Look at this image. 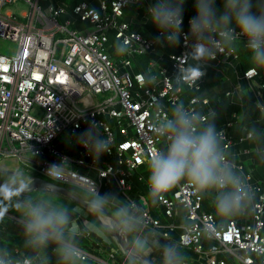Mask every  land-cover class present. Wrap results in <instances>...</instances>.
<instances>
[{
  "label": "built area",
  "instance_id": "2783aa9c",
  "mask_svg": "<svg viewBox=\"0 0 264 264\" xmlns=\"http://www.w3.org/2000/svg\"><path fill=\"white\" fill-rule=\"evenodd\" d=\"M17 1L0 0V37L17 43L14 54L0 52V159L16 157L34 166L41 176L80 192L92 182L100 191L103 183L113 179L123 191L130 190L129 175L165 143L154 132L156 102L162 101L166 111L177 101L197 110L199 102H207L195 95L184 100L185 89H199L203 79L179 90L171 79L178 67L190 65L187 48L191 40L185 41L181 36L178 48L168 54L170 67L157 65L153 59L149 61L152 67H157L152 76L158 79L149 84L143 71L132 70V59L155 53L161 45L123 19L128 7L139 5L135 0H97V4L93 0L76 3L49 0L47 5L43 0H21L30 8L21 16L3 11L5 5ZM69 12L70 17L63 16ZM143 14L148 17L147 9ZM191 18L184 15V33L189 32ZM110 30L114 32V43L110 42ZM124 40L128 41L129 51L115 58L111 49ZM229 56L238 58L239 53L235 48L218 46L211 59ZM244 76L257 85L264 109V84L258 69L249 67ZM93 123H99L105 138H110V151L106 155L114 157V162L94 161L79 145L76 153L60 147L59 139L64 133L75 134ZM219 131L227 150L233 139L226 129ZM65 157L68 162H64L63 179L47 176L48 167ZM86 169L96 170L97 177ZM245 177L258 193L250 218L245 223L233 219L218 236L210 239L214 241L210 246L205 245L206 238L199 229L203 223H215L216 219L202 208L203 200L191 195V189L181 184L160 202L162 214L168 218L177 204L191 209L196 230L191 238L185 239L184 248L202 256L208 264H228L225 258L218 257L222 253L238 258L242 264H255L257 254L253 249L264 245V188L252 184L249 174ZM141 208L147 227L162 226L161 218ZM171 228L167 225L163 235L168 236ZM82 250L84 264H109ZM261 260L264 258H260L259 264Z\"/></svg>",
  "mask_w": 264,
  "mask_h": 264
},
{
  "label": "clouds",
  "instance_id": "9594fccd",
  "mask_svg": "<svg viewBox=\"0 0 264 264\" xmlns=\"http://www.w3.org/2000/svg\"><path fill=\"white\" fill-rule=\"evenodd\" d=\"M183 4L184 0H152L147 7L148 18L159 31L155 37L157 45L175 48L182 35L185 41L191 40L187 51L195 63L177 68L171 77L176 90L196 85L204 78L202 62L213 58L218 46L235 48L242 43L251 63L264 68V0H222L220 6L217 0H195L196 14L189 20L188 33L183 32ZM115 51L117 55L127 54L128 41H118ZM154 79L149 74L145 82L150 84ZM155 111L154 132L165 143L147 161V199L152 206L184 184L191 189V195L198 200L208 199L214 208L216 222H205L199 229L206 239L218 236L234 218L250 214L254 190L222 146L223 133L217 129L214 114H204L181 101L173 102L166 111L158 100ZM248 136L264 154V128L253 127ZM76 143L98 161L109 153L111 140L105 138L99 123H93L77 137ZM65 161L68 162L66 157L51 164L46 175L63 179ZM75 174L79 176L80 172ZM49 192V188H37L34 181L26 183L19 174L0 182V198L11 200L14 205L25 250L17 254L7 245H0V264H53V258L55 264H82L85 253L77 233H102L105 238L110 235L119 239L125 264H188L183 247L185 239L196 230L190 208L181 209V239L161 242L154 233L146 231L145 213L136 201L113 191L102 194L95 182L84 186L83 196L88 214L94 219L78 229L74 226V210ZM3 215L0 211V219ZM253 250L258 259L264 258V245ZM154 252L158 253L155 258Z\"/></svg>",
  "mask_w": 264,
  "mask_h": 264
},
{
  "label": "crops",
  "instance_id": "0c3cea01",
  "mask_svg": "<svg viewBox=\"0 0 264 264\" xmlns=\"http://www.w3.org/2000/svg\"><path fill=\"white\" fill-rule=\"evenodd\" d=\"M48 1L49 0H43L45 5L48 4ZM53 1L68 3L65 0ZM21 2L25 3L23 1ZM93 3L97 4V0H93ZM151 3L152 0H141L139 5L128 7L125 10L123 19L128 21L132 28L141 31L145 36L153 39L158 36V29L151 23L150 19L145 14H143L145 9H147L148 5ZM27 10L28 8H25L20 9L17 12H12H15L21 16L22 13ZM63 16L70 17L71 13L69 12ZM78 26L81 27L82 24H78ZM109 37L110 42L114 43L115 38L113 30L109 31ZM176 47L178 48V45ZM173 48L161 46L156 49L155 53L135 56V58L132 59V70L143 71L146 76L149 74L154 75V72L156 73L157 71V67L154 68L150 65L149 61L151 59L155 60L157 65L170 67L168 54L173 50ZM111 52L115 58L118 57L114 47H112ZM194 63L195 61L192 59V57H190L189 64L192 65ZM202 63L205 67V76L200 88H186L184 91V100H187L188 97L193 95L198 96L201 99H207L206 103L199 102L197 104L198 110L204 114L209 112L214 114L218 131L221 129H226L227 133L233 139L232 145L226 151L230 153L231 158L234 160L240 172L244 176L246 173L249 174L252 184L264 188V154H261L257 150V145L253 143L248 136L249 130H251L253 127L264 128V109L261 107V99L259 97L260 95L258 93V87L253 80H250L244 76L245 69L242 66L240 56L238 58L229 56L219 57V59H206ZM157 81L158 79H154V81L150 84H153ZM164 102L166 105H168L166 101ZM88 127L89 126L82 127L75 134L69 132L64 133L59 139L60 147H62L66 152L76 153L78 149L76 139ZM1 160L2 158L0 159L1 168L13 171L7 174H0V177L3 179H6L10 175L16 174V171L23 172L27 175L41 176L34 166L30 167L18 158H16L17 164L14 168H6L5 166H2ZM105 160L114 162V157H109L108 155L104 154L98 161L101 163ZM86 172L93 177H97V172L94 169H86ZM148 175L149 171L146 161L129 175L128 181L132 186L130 190L123 191L118 182L113 179L108 183H103L100 192L103 194L108 191H113L119 193L122 198L136 201V203H138L141 207L148 209L154 217L161 218L162 226L156 228L147 227L146 231L154 233L161 242H165L168 239L179 241L180 234L182 233L180 228L182 217L181 209L185 207L182 204H177L172 217L168 218L163 216L160 203L156 206H152L150 201L147 199ZM24 179L26 183H29L30 179L26 177ZM82 193H84L83 190ZM254 193L256 200L258 193ZM48 194L54 197H62L59 199V201L66 204L70 210H74L73 221L74 226L77 229L82 227L85 221L92 220L89 218L90 215L88 214V209L79 202L62 195H57L55 193L49 192ZM68 202H71L72 204H69ZM202 208L213 213L215 216L214 208L208 199H203ZM0 211L4 212L3 218L0 219V245H7L17 254H22L25 251L22 246L23 237L17 224V215L12 201L4 199L2 204L0 203ZM250 214L234 219H236L239 223H245L250 218ZM167 225L172 226V228L168 230L169 235L164 236L163 231L166 229ZM77 238L79 240V246L82 249L87 250L95 260L108 262L109 264H125L126 257L123 253V250L112 236L109 235L107 238H105V235L102 233H91L84 235L77 233ZM204 243L205 245L210 246L212 243H214V241L205 239ZM183 252L187 257L188 264H208L206 259H204L202 256H199L190 249L183 247ZM157 256L158 253L154 252L153 257L155 258ZM218 257L225 258L228 264H242L238 258L232 255L228 256L225 255V253H222L219 254ZM259 262L260 259L255 257V264H259ZM53 264H55V258H53ZM82 264L84 263L82 262Z\"/></svg>",
  "mask_w": 264,
  "mask_h": 264
},
{
  "label": "water",
  "instance_id": "95a60500",
  "mask_svg": "<svg viewBox=\"0 0 264 264\" xmlns=\"http://www.w3.org/2000/svg\"><path fill=\"white\" fill-rule=\"evenodd\" d=\"M9 172H13V171H9L6 169H3L0 167V174L2 173H9ZM16 174H19L21 177L23 178H28L30 179L29 183L31 182H35V186L37 188H49L51 193H55L57 195H62L68 198H71L77 202H79L80 204H82L84 207L87 208L86 202L83 199L84 193L77 191L69 186L57 183L53 180L47 179L43 176H39V175H27L23 172H17ZM5 179L0 177V182H3ZM88 209V208H87ZM115 240L118 242L119 246L121 247V249L123 250V244L119 239Z\"/></svg>",
  "mask_w": 264,
  "mask_h": 264
},
{
  "label": "rangeland",
  "instance_id": "374dc122",
  "mask_svg": "<svg viewBox=\"0 0 264 264\" xmlns=\"http://www.w3.org/2000/svg\"><path fill=\"white\" fill-rule=\"evenodd\" d=\"M25 8H28L30 9L25 3H22L21 1H18L17 3H12V4H7L3 7V11L4 12H7V11H19L20 9H25ZM16 49H17V43L12 41V40H9V39H5V38H2L0 37V52L1 53H5V54H14L16 52ZM66 137V136H64ZM16 164H17V160L16 158L14 157H10V158H4L2 157V160H1V165L2 166H5L6 168H14L16 167ZM82 192V191H81ZM84 192V190H83ZM56 198L60 199L62 197H57L55 196ZM4 201L3 198H0V203L2 204V201ZM69 204H72L71 202H68ZM90 219H94L92 216H89ZM98 223V221H97Z\"/></svg>",
  "mask_w": 264,
  "mask_h": 264
},
{
  "label": "trees",
  "instance_id": "16d2710c",
  "mask_svg": "<svg viewBox=\"0 0 264 264\" xmlns=\"http://www.w3.org/2000/svg\"><path fill=\"white\" fill-rule=\"evenodd\" d=\"M65 1L68 3H76L80 0H65ZM217 5L218 6L222 5V0H217ZM183 10H184L183 15H185L186 17H193L196 14L195 13V0H184ZM235 49L239 53L243 68L247 69L249 67H255L256 69H258L260 80L264 84V68H258L251 63L249 53L244 48L242 43H240L237 47H235ZM263 97H264V87H263ZM263 101H264V98H263Z\"/></svg>",
  "mask_w": 264,
  "mask_h": 264
},
{
  "label": "snow or ice",
  "instance_id": "6c2138e0",
  "mask_svg": "<svg viewBox=\"0 0 264 264\" xmlns=\"http://www.w3.org/2000/svg\"><path fill=\"white\" fill-rule=\"evenodd\" d=\"M226 238L230 239L231 237H226Z\"/></svg>",
  "mask_w": 264,
  "mask_h": 264
}]
</instances>
